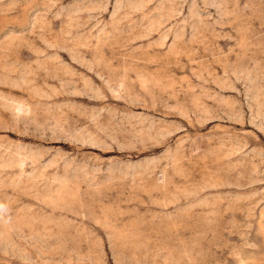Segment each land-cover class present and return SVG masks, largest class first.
<instances>
[{
  "label": "rangeland",
  "instance_id": "1",
  "mask_svg": "<svg viewBox=\"0 0 264 264\" xmlns=\"http://www.w3.org/2000/svg\"><path fill=\"white\" fill-rule=\"evenodd\" d=\"M0 264H264V0H0Z\"/></svg>",
  "mask_w": 264,
  "mask_h": 264
}]
</instances>
